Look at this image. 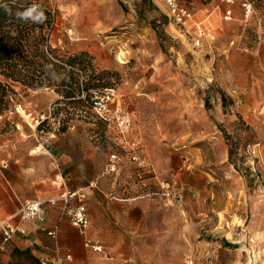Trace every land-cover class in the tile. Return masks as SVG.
Returning a JSON list of instances; mask_svg holds the SVG:
<instances>
[{"label": "rangeland", "instance_id": "rangeland-1", "mask_svg": "<svg viewBox=\"0 0 264 264\" xmlns=\"http://www.w3.org/2000/svg\"><path fill=\"white\" fill-rule=\"evenodd\" d=\"M19 1L48 8L52 59L86 56L75 98L19 84L0 116V246L7 223L41 231L18 212L60 193L64 153L91 182L87 238L108 248L92 264H264V1L179 0L205 25L200 46L161 0ZM97 89L115 91L107 119Z\"/></svg>", "mask_w": 264, "mask_h": 264}, {"label": "trees", "instance_id": "trees-1", "mask_svg": "<svg viewBox=\"0 0 264 264\" xmlns=\"http://www.w3.org/2000/svg\"><path fill=\"white\" fill-rule=\"evenodd\" d=\"M32 5H38L39 9L28 21L17 18V13ZM35 17L38 19L34 20ZM50 24V12L42 4L19 0L0 2V116L14 105L19 84L25 88L24 92L51 87L68 98H75L81 91L77 70L84 64L86 54L66 59L52 56L55 60L52 59L49 54L54 50L47 43ZM83 89L88 92L91 88L84 85Z\"/></svg>", "mask_w": 264, "mask_h": 264}, {"label": "built area", "instance_id": "built-area-1", "mask_svg": "<svg viewBox=\"0 0 264 264\" xmlns=\"http://www.w3.org/2000/svg\"><path fill=\"white\" fill-rule=\"evenodd\" d=\"M165 6H167L169 11V16L178 24L186 26L187 28L193 29V39L197 46H200L203 38L206 36L207 32L201 23L195 20L194 12L192 8L187 5L179 3V0H161ZM238 0H221L222 3L228 5L229 7L237 3ZM264 1V0H263ZM246 17L251 14V5L246 6ZM225 19H232V10L228 9L225 14ZM91 106L92 109L98 113L102 118L107 119L109 114V104L111 101L115 100L116 95L113 89H97V91L91 92ZM55 107L49 110V119L55 120L56 114L54 112ZM42 119L41 122H43ZM118 159L117 154L112 155L111 162L115 163ZM87 195L85 192L72 191L70 189H65L62 194L57 197H52L46 200H28L21 204V208L18 214L22 219H36L40 222L43 221V213L47 204L52 206H58L61 210V218H67L71 221L72 225L76 227L80 234L85 235L86 246L89 247L94 253H104V247L102 244L87 238V232L90 229V221L88 217V207L85 199ZM77 201L78 205L74 203ZM4 243L0 246V253L4 252L6 249V243L9 242L13 233H15L16 228L13 223H7L4 228ZM42 231L47 232L48 235L54 240L55 244V255L53 258H47L41 261V264H79L75 262V258L71 253H66L62 255L59 249V230L55 228L53 230H48L46 227H42ZM189 264H194L193 260Z\"/></svg>", "mask_w": 264, "mask_h": 264}, {"label": "crops", "instance_id": "crops-1", "mask_svg": "<svg viewBox=\"0 0 264 264\" xmlns=\"http://www.w3.org/2000/svg\"><path fill=\"white\" fill-rule=\"evenodd\" d=\"M195 20L197 21L196 18ZM198 22L204 25V23L200 21ZM53 164L54 167L60 168V174L57 175V179L54 180V182H57L59 176H61L62 179V184H60L61 190L57 196L62 194L65 189H70L67 185L72 184L79 192L84 190L83 192H85L87 196L90 195L87 191L91 187V182L89 180H87L86 183L83 182L81 185L74 183L77 179L75 177L77 167L71 156L63 153L58 159L55 158ZM7 166L8 164L5 162L2 164L3 168H6ZM60 213V207L46 206L43 213V221L40 222L38 220L41 231L34 230L27 238H19L18 236L13 235L11 237V244L7 246L5 253H0V264H41V261L44 259L53 258L55 255L54 240L51 239L47 232L42 231V227H46L48 230L58 228L59 251L62 255L71 253L75 258L76 263L92 264V261H94L100 254L94 253L91 249L89 250L83 246V240L79 235V230L74 227L67 218L62 219ZM88 217L91 222L90 229L92 230L91 232H93L95 230V221L92 211L88 214ZM102 245L104 247V254L108 255V248L105 244ZM115 250L116 255L113 257L117 260L128 258L125 247L119 246L116 247ZM18 254H23L26 258H29L28 261L19 260L17 257Z\"/></svg>", "mask_w": 264, "mask_h": 264}, {"label": "clouds", "instance_id": "clouds-1", "mask_svg": "<svg viewBox=\"0 0 264 264\" xmlns=\"http://www.w3.org/2000/svg\"><path fill=\"white\" fill-rule=\"evenodd\" d=\"M39 9L38 5H32L31 7H29L27 10H25L24 12H19L17 13V18L20 20H24V21H28L30 19V17H32V14L34 12H36ZM39 15L43 16V12L39 11ZM44 17V16H43ZM32 20V19H31ZM33 22H36L34 20H32Z\"/></svg>", "mask_w": 264, "mask_h": 264}]
</instances>
